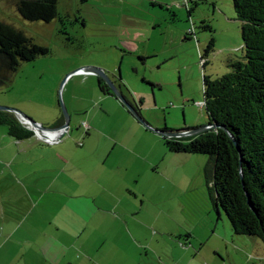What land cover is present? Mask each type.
<instances>
[{
    "label": "rangeland",
    "instance_id": "1",
    "mask_svg": "<svg viewBox=\"0 0 264 264\" xmlns=\"http://www.w3.org/2000/svg\"><path fill=\"white\" fill-rule=\"evenodd\" d=\"M55 6L59 14L54 17L23 5L24 15L18 0H0V20L50 49L21 63L11 87L0 88V105L36 120L62 113L63 102L71 115L65 97L68 73L96 65L121 74L133 97L143 99L140 113L150 125L131 114L133 124L129 125L116 112L110 120L121 125L119 140L129 143L133 157L149 158L143 162L146 173L130 184L138 195L127 193L135 207L143 202L137 215L140 221L132 226L137 240L150 246L157 241L173 244V235L190 233L208 264H264L260 238L235 234L227 215L222 210L218 214L210 202L203 173L208 156L171 152L156 131L165 126L180 131L208 124L204 76L229 72V63L244 53L241 22L232 0H58ZM67 13L79 21L73 25L78 32L73 38L67 35L73 29L63 16ZM105 119L99 115L96 121L108 125ZM0 130H6L5 126L0 125ZM7 153L0 149V156ZM135 169H141L139 163L131 168ZM132 244V252L138 255L143 248L136 246L138 242Z\"/></svg>",
    "mask_w": 264,
    "mask_h": 264
},
{
    "label": "crops",
    "instance_id": "2",
    "mask_svg": "<svg viewBox=\"0 0 264 264\" xmlns=\"http://www.w3.org/2000/svg\"><path fill=\"white\" fill-rule=\"evenodd\" d=\"M68 75L71 126L62 139L16 140L0 130V149L8 150L0 156V264H208L190 233L173 235V244L137 240L132 226L140 221L143 202L135 207L127 193L138 195L130 184L146 173L143 162L149 158L133 157L129 143L119 140L121 125L110 123L116 112L132 125V114L99 90L96 75ZM99 115L108 125L96 121ZM61 117L54 112L36 120L54 126ZM137 163L141 169L131 170ZM134 241L143 248L139 256L132 252Z\"/></svg>",
    "mask_w": 264,
    "mask_h": 264
},
{
    "label": "trees",
    "instance_id": "3",
    "mask_svg": "<svg viewBox=\"0 0 264 264\" xmlns=\"http://www.w3.org/2000/svg\"><path fill=\"white\" fill-rule=\"evenodd\" d=\"M22 3L18 0V7L26 15ZM232 3L241 22L244 53L229 63V72L204 76L203 106L212 126L195 135H162V140L171 152L208 156L203 173L210 202L218 214L222 210L227 215L235 234L256 236L264 243V0ZM48 53V47L36 44L22 30L0 20V88L11 87L23 61ZM98 80L103 94L116 97L101 78ZM116 83L133 97L121 74ZM142 103L140 98L136 107L140 115ZM62 123L63 111L58 124ZM0 125L16 140L35 135L13 112L0 110Z\"/></svg>",
    "mask_w": 264,
    "mask_h": 264
},
{
    "label": "water",
    "instance_id": "4",
    "mask_svg": "<svg viewBox=\"0 0 264 264\" xmlns=\"http://www.w3.org/2000/svg\"><path fill=\"white\" fill-rule=\"evenodd\" d=\"M78 73L93 74L101 78L110 87V89L112 90L116 98L128 109V111H130L140 122L145 123L147 127H150V125L136 111V109L130 104V102H128L123 91L116 85V83L112 79L110 75L111 74L110 71L106 70L105 68L96 66V65H85V66L75 69L74 71L69 73V75H74ZM61 107L64 113V123L57 124L54 126L44 125L38 122L37 120L33 119L32 117L12 107L0 105V110L15 113L17 117L19 118V120L23 124H25L28 128L33 130L34 134L38 138L49 142V141H57V140L62 139L66 135L68 130L70 129L71 115L69 114L68 109L63 102H61ZM211 126H212L211 124H207L204 127L192 129L189 131H183V132L168 131L165 129H162V130L156 129V131L168 137H183V136H189V135H195V134L201 133Z\"/></svg>",
    "mask_w": 264,
    "mask_h": 264
},
{
    "label": "flooded vegetation",
    "instance_id": "5",
    "mask_svg": "<svg viewBox=\"0 0 264 264\" xmlns=\"http://www.w3.org/2000/svg\"><path fill=\"white\" fill-rule=\"evenodd\" d=\"M23 2L24 7L28 6L31 10L43 13V12H50V13H55V16L59 14L58 11H56L55 8V3L58 0H21ZM66 20L68 21V24L73 27L72 30H67V35L69 38L76 37L78 32L75 31L74 29V23H78V17L76 15H72L71 13H67L63 15ZM76 21V22H75ZM114 82L116 83V80L118 79V74L116 73H111L110 74ZM117 85V83H116ZM118 86V85H117ZM125 97L127 98L128 102L136 109L138 105V100L131 95H129L127 92H123ZM137 111V110H136Z\"/></svg>",
    "mask_w": 264,
    "mask_h": 264
},
{
    "label": "built area",
    "instance_id": "6",
    "mask_svg": "<svg viewBox=\"0 0 264 264\" xmlns=\"http://www.w3.org/2000/svg\"><path fill=\"white\" fill-rule=\"evenodd\" d=\"M83 125L86 128V130H88L90 128V125L87 122H83Z\"/></svg>",
    "mask_w": 264,
    "mask_h": 264
},
{
    "label": "clouds",
    "instance_id": "7",
    "mask_svg": "<svg viewBox=\"0 0 264 264\" xmlns=\"http://www.w3.org/2000/svg\"><path fill=\"white\" fill-rule=\"evenodd\" d=\"M25 125V124H24Z\"/></svg>",
    "mask_w": 264,
    "mask_h": 264
}]
</instances>
